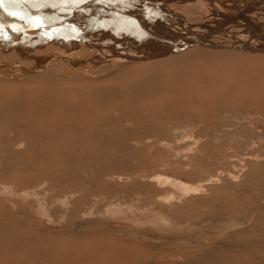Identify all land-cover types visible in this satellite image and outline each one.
<instances>
[{"label": "rangeland", "instance_id": "374dc122", "mask_svg": "<svg viewBox=\"0 0 264 264\" xmlns=\"http://www.w3.org/2000/svg\"><path fill=\"white\" fill-rule=\"evenodd\" d=\"M203 55L123 77L75 80L67 84L76 101L73 93L62 94L65 101L48 105L43 90L28 82L0 80V107L17 105L16 99L25 106L0 109V215L25 209L43 229L34 232L42 238L41 260L34 264L55 260L58 248L45 252L51 245L46 238L68 220L79 221L80 243L121 248L113 264H204L203 251L220 252L227 264H264L263 252L241 250L264 251V61L235 55L216 62ZM100 82L112 93L96 94L95 103L84 99ZM11 84L20 86L19 94ZM147 86L158 92L126 93ZM44 105L56 111L49 115ZM45 114L53 116L51 126ZM161 178L176 179L186 194L158 185ZM14 227L17 236L24 229L17 221ZM175 239L199 245L187 248ZM221 242L228 247L217 249Z\"/></svg>", "mask_w": 264, "mask_h": 264}, {"label": "bare ground", "instance_id": "6f19581e", "mask_svg": "<svg viewBox=\"0 0 264 264\" xmlns=\"http://www.w3.org/2000/svg\"><path fill=\"white\" fill-rule=\"evenodd\" d=\"M197 54H204L201 57L213 56L215 61L218 56L230 58L235 55L242 59L258 58L264 61V0H15V3L4 0V6L0 7V80L12 84L28 82L26 85H32L34 90H43L42 103L46 102V105L48 100L65 101L62 94L69 97L73 93L71 99L76 101V91L69 88L74 85L75 80H96L107 75L110 77L113 73L123 77L162 63L166 65L170 62L188 61V57ZM201 57V60H196L203 61ZM187 63L189 62H185ZM165 76L168 77L167 74ZM139 82L137 87L141 88ZM101 83L103 82L91 84L95 90L90 89L84 99L95 103L96 94L112 93ZM12 84L13 92L19 94L20 86ZM151 92L158 91L150 86L141 92L126 89V93H134L139 97ZM17 100V105L8 101L5 103L7 108L3 106L0 109H12L14 112L16 109L17 112L24 110V104ZM46 105L42 107L44 112L48 110L49 115H52L56 109L51 110ZM60 112L67 111L61 108ZM45 118L47 119L46 114ZM53 121V116L48 118L46 126H51ZM56 124V128L61 126L57 121ZM156 180L158 185L168 184L181 195L186 194L187 190L176 179ZM30 194L32 193H24L23 196ZM16 221L24 226L20 234L17 232L19 239L14 229ZM79 225V221L68 220L63 230L54 234L50 240L46 238L51 245L45 252L51 254L50 250L58 248L55 260H48L47 264H113L114 250L121 248L109 249L108 245L101 248L90 240L80 243L77 233ZM40 229L28 210L16 208L15 211H9L6 208L4 214L0 215V264H34L38 261L37 257L41 260L38 246H41L42 238L39 239L35 234L43 230ZM54 231L53 228L52 233ZM69 238L72 240H68ZM260 238L264 240V236ZM145 239L159 242L157 239ZM174 241L180 246L193 249L199 245L192 240ZM219 244L215 246L217 249L228 247H225V243ZM262 244L264 243L261 242ZM257 248L247 246L245 250H241L244 253L252 250L264 253L259 249L262 247ZM228 249L231 253L241 251L230 247ZM227 254L229 260L231 254ZM147 255L138 254L139 257H148ZM198 256L204 259V264H227L226 257L220 252L203 251ZM118 259L122 260V257Z\"/></svg>", "mask_w": 264, "mask_h": 264}, {"label": "snow or ice", "instance_id": "6c2138e0", "mask_svg": "<svg viewBox=\"0 0 264 264\" xmlns=\"http://www.w3.org/2000/svg\"><path fill=\"white\" fill-rule=\"evenodd\" d=\"M12 3H15V0H11ZM4 6V0H0V7ZM10 15H15V13H10Z\"/></svg>", "mask_w": 264, "mask_h": 264}]
</instances>
